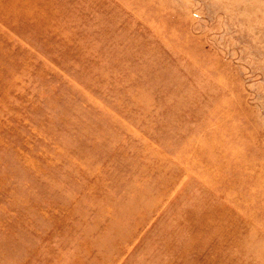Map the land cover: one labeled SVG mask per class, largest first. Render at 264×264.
<instances>
[{
  "label": "rangeland",
  "instance_id": "374dc122",
  "mask_svg": "<svg viewBox=\"0 0 264 264\" xmlns=\"http://www.w3.org/2000/svg\"><path fill=\"white\" fill-rule=\"evenodd\" d=\"M0 264H264V0H0Z\"/></svg>",
  "mask_w": 264,
  "mask_h": 264
}]
</instances>
